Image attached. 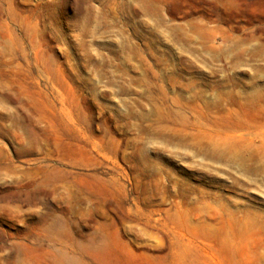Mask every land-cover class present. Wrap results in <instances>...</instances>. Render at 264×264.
Masks as SVG:
<instances>
[{"label":"rangeland","instance_id":"374dc122","mask_svg":"<svg viewBox=\"0 0 264 264\" xmlns=\"http://www.w3.org/2000/svg\"><path fill=\"white\" fill-rule=\"evenodd\" d=\"M0 264H264V0H0Z\"/></svg>","mask_w":264,"mask_h":264}]
</instances>
